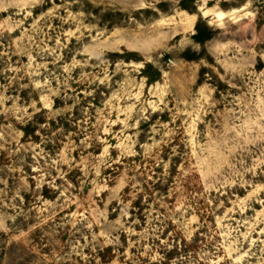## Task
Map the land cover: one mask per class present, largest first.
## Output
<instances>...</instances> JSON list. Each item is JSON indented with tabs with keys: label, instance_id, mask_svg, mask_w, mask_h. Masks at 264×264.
I'll list each match as a JSON object with an SVG mask.
<instances>
[{
	"label": "rangeland",
	"instance_id": "1",
	"mask_svg": "<svg viewBox=\"0 0 264 264\" xmlns=\"http://www.w3.org/2000/svg\"><path fill=\"white\" fill-rule=\"evenodd\" d=\"M0 264H264V0H0Z\"/></svg>",
	"mask_w": 264,
	"mask_h": 264
},
{
	"label": "trees",
	"instance_id": "2",
	"mask_svg": "<svg viewBox=\"0 0 264 264\" xmlns=\"http://www.w3.org/2000/svg\"><path fill=\"white\" fill-rule=\"evenodd\" d=\"M201 21L199 20L197 25H196V29H197V32L196 34H194V39L197 41V42H200V43H203L205 40L211 38L212 36V31L209 29V27L206 28V33L203 32L201 30ZM134 206H138L140 208H142V205L140 202L136 201L134 203Z\"/></svg>",
	"mask_w": 264,
	"mask_h": 264
}]
</instances>
